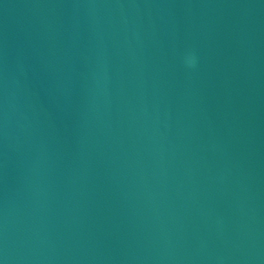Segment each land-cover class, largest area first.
<instances>
[{
    "label": "water",
    "instance_id": "obj_1",
    "mask_svg": "<svg viewBox=\"0 0 264 264\" xmlns=\"http://www.w3.org/2000/svg\"><path fill=\"white\" fill-rule=\"evenodd\" d=\"M0 264H264V0H0Z\"/></svg>",
    "mask_w": 264,
    "mask_h": 264
}]
</instances>
